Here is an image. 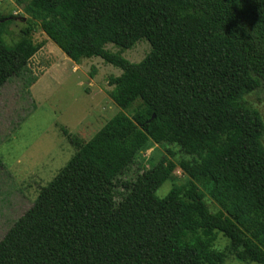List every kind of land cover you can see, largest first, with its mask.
Masks as SVG:
<instances>
[{
  "label": "trees",
  "instance_id": "trees-1",
  "mask_svg": "<svg viewBox=\"0 0 264 264\" xmlns=\"http://www.w3.org/2000/svg\"><path fill=\"white\" fill-rule=\"evenodd\" d=\"M18 2L29 24L13 44L0 13V90L28 72L39 27L74 62L122 70L108 78L121 110L87 141L62 129L76 152L0 240V264H264V119L247 100L264 87V0ZM141 39L151 51L125 58ZM150 141L186 158L167 147L123 179ZM177 167L188 182L159 197Z\"/></svg>",
  "mask_w": 264,
  "mask_h": 264
},
{
  "label": "rangeland",
  "instance_id": "rangeland-1",
  "mask_svg": "<svg viewBox=\"0 0 264 264\" xmlns=\"http://www.w3.org/2000/svg\"><path fill=\"white\" fill-rule=\"evenodd\" d=\"M0 13L7 17L12 15L8 18L4 39L13 44L29 24L24 5L18 0H0ZM34 40L44 45L30 59L28 72L12 77L0 90V240L32 205L40 187L47 184L76 152L62 129L87 141L121 110L109 95L112 87L108 83L110 75L121 73L120 68L105 63L100 57L74 62L39 27L34 32ZM106 48L118 51L112 43ZM150 51L148 40L141 39L122 54L132 62H139ZM247 100L259 109L264 119V87L249 94ZM132 110L130 108L127 113ZM167 147L175 155H168ZM164 154L175 162L186 158L176 145L150 141L122 178L134 179ZM188 180L177 167L157 195L164 197L173 186L185 185ZM201 189L211 211H218V204L204 187ZM228 244V237L219 232L215 248L223 250ZM224 264L258 263L229 256Z\"/></svg>",
  "mask_w": 264,
  "mask_h": 264
}]
</instances>
